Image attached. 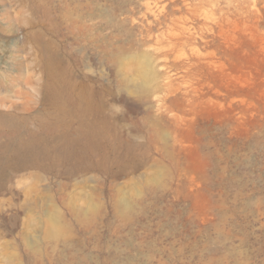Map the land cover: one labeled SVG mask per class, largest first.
Masks as SVG:
<instances>
[{
  "label": "rangeland",
  "instance_id": "374dc122",
  "mask_svg": "<svg viewBox=\"0 0 264 264\" xmlns=\"http://www.w3.org/2000/svg\"><path fill=\"white\" fill-rule=\"evenodd\" d=\"M17 127L94 145L2 176L0 264H264V0H0V164Z\"/></svg>",
  "mask_w": 264,
  "mask_h": 264
},
{
  "label": "bare ground",
  "instance_id": "6f19581e",
  "mask_svg": "<svg viewBox=\"0 0 264 264\" xmlns=\"http://www.w3.org/2000/svg\"><path fill=\"white\" fill-rule=\"evenodd\" d=\"M47 63H50L46 60ZM48 76L51 77L54 81H60L56 78V74H58V68L54 66L52 63L48 64ZM145 68V67H144ZM149 71V70H148ZM146 74V70L144 71ZM150 73V72H149ZM144 74V73H143ZM148 74V73H147ZM149 75V74H148ZM143 76V75H142ZM147 76V75H146ZM151 76V74L149 75ZM144 77V76H143ZM148 79V77H146ZM14 81L12 80V85H14ZM144 83V82H143ZM138 83L134 84L130 88V92L137 96H142L144 94V86L145 84ZM26 84L29 86L31 90V94L25 98V102H35L49 100L55 97V100L58 103V107L61 111H67L71 116H73V109L69 103V97L66 95L65 87L62 84H55L49 78L48 80H44L42 82V69L37 68L36 70V79L34 82L27 81ZM15 99H20L19 93H16L13 96ZM83 110H86L84 107ZM81 109L79 110V112ZM87 111V110H86ZM82 113H84L82 111ZM5 122L11 121L7 124L15 125L16 122L10 117H4ZM87 127V126H86ZM83 130V137L74 138L71 136H65L62 142L55 148V150H49L51 147V143H43V144H35V140L37 137L34 133H24L18 127L14 130L13 133V144L11 147L14 148L15 151H20L23 149L27 155L23 159H19L17 161H4L0 164V182H2V176L5 173H8L9 176L15 177L19 175L23 170H27L31 168L33 165H39L41 160H44L47 157L57 156L58 158L62 157H70L73 160L77 158L78 155L83 156L87 153V150L90 149L91 146L94 145L92 140V136L90 132ZM0 137L1 134H0ZM6 145L0 144V147H4ZM24 154V152H23Z\"/></svg>",
  "mask_w": 264,
  "mask_h": 264
}]
</instances>
